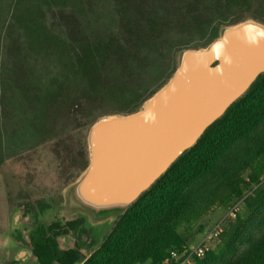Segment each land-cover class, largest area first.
I'll use <instances>...</instances> for the list:
<instances>
[{
  "label": "trees",
  "instance_id": "16d2710c",
  "mask_svg": "<svg viewBox=\"0 0 264 264\" xmlns=\"http://www.w3.org/2000/svg\"><path fill=\"white\" fill-rule=\"evenodd\" d=\"M117 1L118 5L125 4ZM253 1L184 0L169 12L149 9L142 15L148 35H160L175 19L176 32L189 35L186 42L172 48L174 56L184 48L205 47L222 26L245 20L239 16L249 11ZM137 22L134 30L138 36L134 40L142 45L146 37ZM107 56L124 58L118 40L82 43L79 53L65 58V67L83 77L81 96L88 101L106 90L103 65ZM174 69L173 64L169 72L158 77L159 87ZM116 96L115 111L121 113L133 112L148 97L138 93ZM73 110H82L79 102ZM239 201L243 207L233 219L224 220L217 245L204 257L194 258L192 264H264V74L117 218L82 264H163L170 252L181 254L193 245L186 242V230H192L216 209H231ZM83 220L80 217L67 226L73 229ZM48 250L42 244L37 246L35 254L40 264H74L77 260L76 252L41 255Z\"/></svg>",
  "mask_w": 264,
  "mask_h": 264
},
{
  "label": "rangeland",
  "instance_id": "374dc122",
  "mask_svg": "<svg viewBox=\"0 0 264 264\" xmlns=\"http://www.w3.org/2000/svg\"><path fill=\"white\" fill-rule=\"evenodd\" d=\"M121 1L123 6L117 0H0V152L5 184L12 170L16 171L14 155L61 152L68 156L81 145L84 151L89 127L114 111L111 92L116 86L121 83L122 91L151 92L157 88V78L176 65L171 50L189 35L176 32V19L160 35H148L144 15L149 9L169 12L184 0ZM259 5L253 1L239 17L259 20V15L264 16ZM135 21L146 37L142 45L135 44ZM112 39L123 46L124 58L107 56L103 65L106 90L92 101L81 100L84 79L65 67L66 59L79 53L82 43L104 44ZM79 97L84 114L76 117L72 104ZM76 119L81 127L75 125ZM10 192L3 188V229L11 210ZM228 212L229 207H221L204 217L183 233L186 242L201 241ZM101 238L95 232L93 246Z\"/></svg>",
  "mask_w": 264,
  "mask_h": 264
},
{
  "label": "water",
  "instance_id": "95a60500",
  "mask_svg": "<svg viewBox=\"0 0 264 264\" xmlns=\"http://www.w3.org/2000/svg\"><path fill=\"white\" fill-rule=\"evenodd\" d=\"M264 74V24L220 28L205 47L176 54L169 80L137 111L97 118L89 164L63 190V216H81L102 238L117 218Z\"/></svg>",
  "mask_w": 264,
  "mask_h": 264
},
{
  "label": "flooded vegetation",
  "instance_id": "af4514ba",
  "mask_svg": "<svg viewBox=\"0 0 264 264\" xmlns=\"http://www.w3.org/2000/svg\"><path fill=\"white\" fill-rule=\"evenodd\" d=\"M254 1H259L260 10H264V0ZM258 19L254 20L264 24L263 15H259ZM238 22L241 21H236L230 25ZM156 82L158 83L157 88L151 92L122 91L124 87L120 83L116 86L117 89L111 92L113 100L116 103L115 107L118 106V103L115 101L118 92L128 95L130 93H138L148 96L133 112L137 111L147 99L154 95L166 83L159 87L158 78ZM80 97L81 100H85L81 95ZM80 97L72 104V112L76 114V117L78 116L77 114H84V107L82 106ZM76 102H79L81 106L82 110L80 112L73 110V105ZM115 107L114 111L108 114L133 113L116 112ZM80 122L76 119L75 125L81 127ZM83 126L82 128H84ZM1 143L0 133V150ZM13 158L17 162L15 165L16 171L12 170V175L9 179L10 182L5 184L3 178L4 159L0 152V264H40L35 254V250L40 244L45 247L47 246L49 249L43 252L41 254L42 256L52 251L59 256L76 252L77 260L74 264H82L85 262L98 247L92 244L95 239L96 230L87 227L84 220L79 226L70 229L67 226L68 223L81 216L66 218L61 216L60 213L64 208L62 194L64 188L73 183L89 164L87 146H85L83 151L81 145V147L68 156L61 152L50 153L48 155L21 153L14 155ZM9 185H11L10 188L13 190L11 192L8 190ZM3 188H6L7 192L12 194V199H10L11 210L5 219V229H3V215L1 212ZM83 250L86 252H83ZM87 252L88 254H85Z\"/></svg>",
  "mask_w": 264,
  "mask_h": 264
},
{
  "label": "built area",
  "instance_id": "2783aa9c",
  "mask_svg": "<svg viewBox=\"0 0 264 264\" xmlns=\"http://www.w3.org/2000/svg\"><path fill=\"white\" fill-rule=\"evenodd\" d=\"M243 207V202L239 201L231 209H229L228 214L225 219H233L237 213L241 211ZM223 220L218 222L210 232L204 236L201 241L190 246L189 250L183 253L170 252V257L167 258L163 264H192L194 258H202L209 251H211L218 243L219 234L222 231Z\"/></svg>",
  "mask_w": 264,
  "mask_h": 264
}]
</instances>
